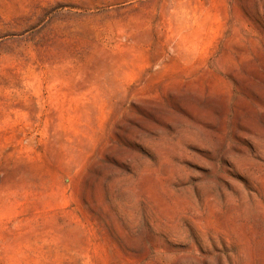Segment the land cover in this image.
I'll return each instance as SVG.
<instances>
[{
	"label": "rangeland",
	"instance_id": "rangeland-1",
	"mask_svg": "<svg viewBox=\"0 0 264 264\" xmlns=\"http://www.w3.org/2000/svg\"><path fill=\"white\" fill-rule=\"evenodd\" d=\"M0 264H264V0H0Z\"/></svg>",
	"mask_w": 264,
	"mask_h": 264
}]
</instances>
